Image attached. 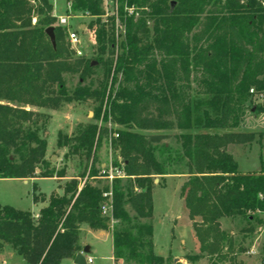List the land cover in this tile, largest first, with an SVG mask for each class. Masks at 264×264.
<instances>
[{
    "label": "trees",
    "instance_id": "1",
    "mask_svg": "<svg viewBox=\"0 0 264 264\" xmlns=\"http://www.w3.org/2000/svg\"><path fill=\"white\" fill-rule=\"evenodd\" d=\"M66 1L73 11L102 13L101 0ZM128 5L137 7L139 17H125L120 10L124 43L114 60L96 61L104 77L99 90L90 92L83 86L68 95L65 74H79L85 81L98 66L72 58L63 31L54 26L49 0H0V179L34 178L37 169L39 178L65 177L64 171L48 168L47 145L39 136L45 124L40 126L39 114L26 107L55 111L82 97H95V119L102 116V121L110 118L139 130H188L192 113L185 91L191 89L192 76L199 74L222 101L217 117L204 114L203 128L213 132L177 138L187 161L180 197L200 245V254L185 260L206 256L211 264L225 262L232 244L219 221L235 216L249 221L254 214H264L263 165L259 172L242 173L227 151L255 138L253 133L229 130L244 118L249 90L264 88V0H128ZM147 19L152 21L151 31ZM50 27L54 47L45 34ZM154 53L163 58L160 69L152 66L154 76L165 79L159 95L135 94L139 66ZM109 55L113 57L112 51ZM176 82L182 83V90ZM114 135L111 148L121 164L113 166L122 169L124 178L114 179L111 186L102 184L103 175L95 167L100 129L87 126L75 138L73 149L86 158L85 179L71 178L59 186L62 194L53 192L36 219L29 212L0 206V248L9 245L27 264L74 260L80 252L81 225L108 232L109 217L101 215L100 207L109 192L113 219L129 221L125 205L134 220L151 219L153 176L164 175L153 154L155 138L128 130ZM124 179L129 186L122 190L119 181ZM111 234L116 263L125 252L136 264H170L153 253L151 227L140 226L135 235ZM144 238L148 244L140 242Z\"/></svg>",
    "mask_w": 264,
    "mask_h": 264
},
{
    "label": "rangeland",
    "instance_id": "2",
    "mask_svg": "<svg viewBox=\"0 0 264 264\" xmlns=\"http://www.w3.org/2000/svg\"><path fill=\"white\" fill-rule=\"evenodd\" d=\"M49 2L52 5V14H55L54 10L56 9L57 16L67 15L71 17L67 27L57 26L54 18V26L63 31L64 42L69 48L72 58L92 61L93 65L98 66L95 74L85 81H81L79 74H65L63 78L67 94L72 95L83 86L88 88L90 92L99 90L101 82H104V77L103 69L97 65L96 61L100 58L102 60H114L117 54L121 52L124 35L110 17L99 18L97 17L99 15H91L88 12L73 11L71 2L66 0H49ZM145 16L148 17V12ZM78 26H84V28L78 30ZM147 26L151 31V20L147 19ZM68 30L76 32L79 36L80 44L75 48L70 46L67 40ZM112 45L114 46L113 49H111ZM110 51H112L113 57L109 55ZM162 64L163 58L157 53L143 62L139 66L132 87L133 93L159 95V88L165 79L156 78L152 73V66L160 69ZM176 86L179 91L182 90L181 82H176ZM190 87L189 91H185L188 98L187 103L192 113V124L188 130L176 128L139 130L129 125L116 124L110 118L107 121H102V116L95 119L94 111L98 106L95 97H82L81 100L64 104L55 111L35 108V112L39 114L38 124L40 126L45 124V128L40 130L39 136L44 137L46 145L50 148L49 153L45 156L47 166L55 172L64 171L65 177L59 181L61 184L71 178L85 179L87 175L85 171L86 158L81 156V153H73V149L77 146L75 138L89 125H96L100 129L99 144L95 153V167L100 170L101 175L103 170H108L110 167L115 168L114 163L121 164V158L111 148V139L114 138V133L117 130H128L155 138L152 144L153 154L164 175L153 176L152 218L134 220V213L128 205H125L129 221L113 219L111 214L107 233L112 235V232L118 231L131 232L135 235L140 226L151 227L152 236L149 240L156 256L164 258L170 264H211L206 256L196 261L188 262L185 260L187 256L199 255L200 245L194 236L192 223L188 219L187 211L180 197L181 186L187 180V161L183 157V149L177 138L193 137L201 132H213L203 128L204 114H208L211 118L217 117L222 98L209 91L208 82L199 74L192 76ZM255 104V101L249 96L245 105L247 120L243 128L245 132L255 131L254 141L245 146L231 145L227 149L233 155L241 172L258 171L262 165L264 170V108L255 106ZM253 109H257L258 114L255 115L261 116H253ZM254 124L255 126L251 128L250 125ZM229 131L238 132L239 130L235 128ZM37 170L35 176H38L39 171ZM101 182L102 184L109 183L103 178ZM56 183L57 181L52 179L42 178L38 180L37 186L41 192L49 194ZM128 186V180L119 181V187L122 190ZM13 190L9 183L0 181V197H6L8 192ZM19 190L23 192L22 189ZM219 223L221 231L232 244L230 258L233 259L228 258L225 262H215L216 264H264V214H254L249 221L243 216H235L221 219ZM149 240L144 238L140 239V242L148 244ZM4 245L7 244H2L1 248L3 249H0V252H3L7 258V250L13 249L8 245L9 247H6L5 250ZM227 248L228 245H225L224 253L227 252ZM15 254L17 255L16 252ZM108 254L106 248L99 247L97 253L88 255L94 260L93 264H110L107 259H103ZM117 263L136 264L135 260L128 258L125 252L122 253Z\"/></svg>",
    "mask_w": 264,
    "mask_h": 264
},
{
    "label": "crops",
    "instance_id": "3",
    "mask_svg": "<svg viewBox=\"0 0 264 264\" xmlns=\"http://www.w3.org/2000/svg\"><path fill=\"white\" fill-rule=\"evenodd\" d=\"M54 12L57 15L56 9L54 10ZM0 104H3V103L0 102ZM26 109L36 111L35 108H32V107H28ZM255 114H258V113L254 112L253 116H258V117L261 116V115H255ZM246 120H247V116H244L241 123L237 127L239 130L237 133L255 134V131L253 130L248 131V132H245L243 130V128L245 127L244 125H245ZM254 126L255 124L250 125L251 128H253ZM49 150L50 148L47 145L46 155L49 153ZM259 171L260 169L258 171H246L242 173L259 172ZM40 179L42 178H39L38 176L34 178H30V179H0L1 182L9 183L12 189H14L13 191L8 192L6 197L4 198L0 197V206H8L19 212H29L36 219L39 215L40 210L47 206L48 198L53 192L59 195L62 194V190L59 188V186L63 185L59 183L61 179H58L56 177L49 178V179H52L53 181H57V183L54 184V188L49 194H45L41 192L40 188L37 186V182ZM19 189H22L23 192H20ZM34 196L38 197L37 202L33 200ZM78 245L81 248V251L79 253L83 252L85 248L88 249L86 253L87 255L83 254L85 258V262H86V259L91 258L88 254L97 253V250L99 249V247H103L104 249L106 248L109 253L107 256H104L103 259H107V261H109L110 264H118L114 261V257H113L112 237L109 233L105 231H91L87 225H81ZM6 247H9V246L4 245L5 250H6ZM0 249H3V248H0ZM7 253L8 254H6V256L8 257L6 258L5 254H3V252L2 253L0 252V264H27L22 258H20L19 256L15 254L14 250L8 249ZM93 263H94V260H92L90 264H93ZM60 264H74V260L64 259L60 262Z\"/></svg>",
    "mask_w": 264,
    "mask_h": 264
},
{
    "label": "built area",
    "instance_id": "4",
    "mask_svg": "<svg viewBox=\"0 0 264 264\" xmlns=\"http://www.w3.org/2000/svg\"><path fill=\"white\" fill-rule=\"evenodd\" d=\"M101 15L97 16L99 18L101 17H110L112 18L117 28H119L120 32L125 35V29H122L124 26L121 23L119 12L120 10L123 11V15L125 17H133L134 20H136L139 17V12L134 6L128 5V0H101ZM52 17L56 19V24L59 27H67L68 26V20L71 18L70 16L64 15V16H57L56 14H52ZM36 20L33 19L32 23L35 24ZM80 28H84V26H78V30ZM67 40L73 48L77 47L80 44L79 36L74 31H67ZM250 97L255 101V106L263 107L264 108V88L262 90H255L254 88H251L249 90ZM103 179L107 180L109 182L108 184L111 186L112 181L114 179H121L124 178L123 172L121 168H112L110 167L108 170L102 171ZM104 197L108 198V201L103 203V205L100 207V212L103 217H110L112 212L111 207V193H106L103 195ZM92 262L91 258L86 259V264H90Z\"/></svg>",
    "mask_w": 264,
    "mask_h": 264
},
{
    "label": "water",
    "instance_id": "5",
    "mask_svg": "<svg viewBox=\"0 0 264 264\" xmlns=\"http://www.w3.org/2000/svg\"><path fill=\"white\" fill-rule=\"evenodd\" d=\"M173 4H174V3L172 2V5H173ZM45 34H46V36L49 38V41H50L51 45L54 47V46H55V38H54L53 28L50 27V28L46 29ZM254 111H255V110L253 109V112H254ZM37 171H39V170H37ZM87 251H88V249L85 248V249L83 250V252L78 253V254L76 255L75 259H74V264H86V262H85V258H84V256H83V254H86Z\"/></svg>",
    "mask_w": 264,
    "mask_h": 264
}]
</instances>
